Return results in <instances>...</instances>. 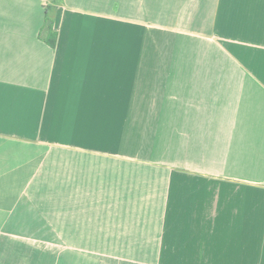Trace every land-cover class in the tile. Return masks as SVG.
I'll list each match as a JSON object with an SVG mask.
<instances>
[{
    "label": "crops",
    "instance_id": "1",
    "mask_svg": "<svg viewBox=\"0 0 264 264\" xmlns=\"http://www.w3.org/2000/svg\"><path fill=\"white\" fill-rule=\"evenodd\" d=\"M0 264H264V0H0Z\"/></svg>",
    "mask_w": 264,
    "mask_h": 264
},
{
    "label": "trees",
    "instance_id": "2",
    "mask_svg": "<svg viewBox=\"0 0 264 264\" xmlns=\"http://www.w3.org/2000/svg\"><path fill=\"white\" fill-rule=\"evenodd\" d=\"M54 10V7L47 6L46 7V13H45V26H44V39L45 42L51 47H55V41H56V33L53 31L52 26H53V16H52V11Z\"/></svg>",
    "mask_w": 264,
    "mask_h": 264
},
{
    "label": "rangeland",
    "instance_id": "3",
    "mask_svg": "<svg viewBox=\"0 0 264 264\" xmlns=\"http://www.w3.org/2000/svg\"><path fill=\"white\" fill-rule=\"evenodd\" d=\"M46 33H44V35H45Z\"/></svg>",
    "mask_w": 264,
    "mask_h": 264
}]
</instances>
